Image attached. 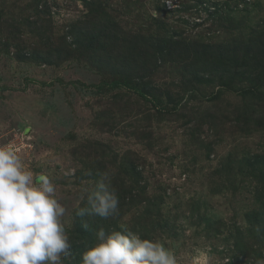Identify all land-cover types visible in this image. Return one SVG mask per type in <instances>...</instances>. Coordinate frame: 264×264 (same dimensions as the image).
Returning a JSON list of instances; mask_svg holds the SVG:
<instances>
[{"label":"rangeland","instance_id":"1","mask_svg":"<svg viewBox=\"0 0 264 264\" xmlns=\"http://www.w3.org/2000/svg\"><path fill=\"white\" fill-rule=\"evenodd\" d=\"M94 1L0 0V145L50 177L68 235L108 171L127 192L91 216L106 231L177 264H264V0ZM103 11L114 38H82Z\"/></svg>","mask_w":264,"mask_h":264},{"label":"clouds","instance_id":"2","mask_svg":"<svg viewBox=\"0 0 264 264\" xmlns=\"http://www.w3.org/2000/svg\"><path fill=\"white\" fill-rule=\"evenodd\" d=\"M94 188L84 189L74 216L107 220L119 214V196L108 171ZM44 173L26 168L13 146L0 145V264H62L72 253L63 218L66 209ZM83 228L89 225L83 222ZM79 264H177L173 251L158 240L121 225L100 227L80 253Z\"/></svg>","mask_w":264,"mask_h":264},{"label":"trees","instance_id":"3","mask_svg":"<svg viewBox=\"0 0 264 264\" xmlns=\"http://www.w3.org/2000/svg\"><path fill=\"white\" fill-rule=\"evenodd\" d=\"M96 3V0L93 2ZM103 16L105 18L101 19L100 15H98L99 17L95 16L93 19V21L97 22L98 25L96 27H99V32L100 33H96L95 35L89 34L88 31H85V34L81 31L82 33V38H87L89 42L94 43V41L92 40L93 37L96 38V42L101 43V41L105 40V39H109L112 40L114 38V35L111 34V31L114 30L117 32L116 30V26L114 28H111V26H109L111 29H106V26L109 25V21L112 20L109 17V15L107 13H105L104 11L102 12ZM75 26V25H73ZM77 27V26H75ZM104 27V30H102ZM68 34H73L74 35V31L73 29L70 27V31H68ZM72 35V37H73ZM179 42V41H178ZM186 46L187 44L184 43ZM184 45V46H185ZM189 49L186 48V51H188ZM164 53V50H162V54ZM191 55V56H190ZM206 56H210L209 53H205ZM193 56H195L196 58H194ZM205 57L200 56V52H192L191 54H189V57H187L186 59L189 60L192 64V66H194V64L196 63V66L199 65V61ZM176 59V58H175ZM177 60V59H176ZM207 60V62H209L211 64V58L205 59ZM215 64L219 65V62H221V58L218 56L217 58H213ZM218 60V61H217ZM246 61V60H244ZM194 62V63H193ZM139 77V76H138ZM133 78H136V76L134 75ZM143 78V77H142ZM230 80V79H229ZM132 81V79H131ZM250 92L251 94L256 93V89L254 88H250ZM258 89V88H257ZM145 93V92H144ZM164 110H158L157 113H164ZM251 116L247 117V120L250 121L251 117H253V114H250ZM245 121V124H247V121ZM132 169H130V171H134V167H131ZM129 170H126V172H128ZM103 172V171H101ZM118 194V196H121L122 194H126L127 190L126 188H121L118 190H115ZM83 206V205H81ZM75 220H74V230L72 231V233L69 235V239L71 241L72 244V250H71V255L67 258H64V264H79V260H80V253L84 251V249L86 248V246H88V244H90L94 239H95V232L98 228L102 227V224H99L98 219L95 220L93 219V217L91 216H86V217H78V216H74ZM83 222H86L89 227L88 229L83 228L81 225ZM109 229V226H108Z\"/></svg>","mask_w":264,"mask_h":264}]
</instances>
